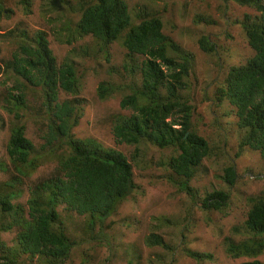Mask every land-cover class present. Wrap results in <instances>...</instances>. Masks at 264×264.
<instances>
[{"label":"trees","instance_id":"obj_1","mask_svg":"<svg viewBox=\"0 0 264 264\" xmlns=\"http://www.w3.org/2000/svg\"><path fill=\"white\" fill-rule=\"evenodd\" d=\"M18 2L30 14L31 0ZM235 2L255 12L245 14L240 23L254 54L245 64L228 69L223 84L215 91V100L228 102L235 110L238 128L244 131L236 157L249 148L264 160V0ZM6 10L0 5V18ZM77 12L73 39L90 36L107 59L109 47L121 42L126 51L123 69L137 81L124 87L100 83L97 88L99 100H107L124 88L130 91L119 102V108L130 114L114 119L111 130L114 140L135 146L132 161L140 145L170 151L158 165L168 171L171 183L195 199L190 182L209 157L210 147L195 128L194 108L184 96L193 55L163 34L159 17L145 14L141 22L132 23L124 0H92ZM12 34L19 39L17 47L11 58L0 65L1 108L12 117L4 155L7 162L0 158V173L8 175L7 180L0 182V232L15 229L17 234L14 247L0 242V264H24L36 257L45 264H63L75 244L66 233L58 208L89 217V231L114 213L116 204L137 187L126 155L94 140L74 137L72 130L79 122L82 103L76 98L79 80L73 63L58 64L42 32L31 38L24 30L8 32V36ZM70 42L66 40V44ZM197 44L204 53L215 51L216 45L208 37L202 36ZM10 77L12 85L7 86ZM29 97L39 103L34 109L35 118H39L46 131L40 150L27 138L22 123V112L31 110ZM46 158L56 162L54 172L29 187L24 205L17 202L23 195L25 181ZM222 179L228 186L235 183L234 166L224 169ZM229 199V194L223 191L206 193L202 209L226 216ZM248 203L243 223L245 233L241 232L244 237L239 241L226 238L225 253L232 259H252L243 264H263L257 258L264 253V196L249 198ZM146 242L169 249L157 235L147 236ZM186 256L197 262L212 259L210 254L190 251Z\"/></svg>","mask_w":264,"mask_h":264},{"label":"rangeland","instance_id":"obj_2","mask_svg":"<svg viewBox=\"0 0 264 264\" xmlns=\"http://www.w3.org/2000/svg\"><path fill=\"white\" fill-rule=\"evenodd\" d=\"M18 1L0 0V5L7 9L0 18V65L11 58L19 40L15 38L16 34L8 36V32L24 30L29 38L37 32L44 33L57 63L67 61L76 69L79 80L76 98L81 101L82 110L79 122L72 130L74 137L94 140L126 155L137 187L116 204L114 213L89 231V217L58 208L66 233L75 244L63 264H243L252 261L228 257L224 241L226 238L239 241L244 237L248 199L264 196V160L249 148H244L241 156L236 157L244 131L238 128L235 110L228 102L215 100V91L223 84L230 67L245 64L254 54L240 25L244 15H254V10L240 7L235 0H124L132 23L141 22L145 14L159 17L163 34L193 55L184 96L194 108L192 122L195 128L209 142L210 155L197 168L195 178L190 182L196 194L192 200L176 183L167 179L168 171L158 165L170 151L140 145L137 147L139 153L132 161L130 157L135 154V146L118 144L114 140L111 133L114 119L130 114L119 108L122 96L130 91L124 88L107 100H99L97 88L100 83L124 87L137 81L123 69L126 51L121 42L109 47L107 59L106 53L98 50L90 36L73 39L78 8L92 0H31L30 14L23 11ZM202 36L216 45L212 54L199 49L197 42ZM66 40H71L70 44H66ZM6 85H12L11 77ZM29 103L31 110L22 112V123L27 138L40 150L46 131L39 118H35L34 109L39 103L33 97H29ZM2 105L0 99V158L5 155L12 120L2 110ZM4 161L7 162L5 158ZM230 166H234L236 173L232 186L222 179L224 169ZM55 167L54 159L46 158L25 181L23 195L17 202L24 205L29 187L51 176ZM7 178V174L0 173V182ZM215 190L229 194L226 216L202 209V198ZM16 234L15 229L0 232V242L14 247ZM152 234L160 237L169 249L148 245L146 237ZM188 251L210 254L212 259L197 262L186 256ZM257 260L264 264V253ZM24 264L45 262L36 257Z\"/></svg>","mask_w":264,"mask_h":264}]
</instances>
